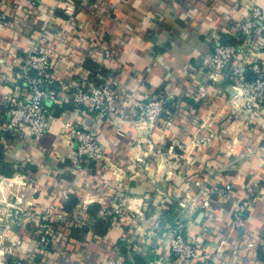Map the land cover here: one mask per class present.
Listing matches in <instances>:
<instances>
[{
    "label": "crops",
    "instance_id": "obj_1",
    "mask_svg": "<svg viewBox=\"0 0 264 264\" xmlns=\"http://www.w3.org/2000/svg\"><path fill=\"white\" fill-rule=\"evenodd\" d=\"M87 2L82 8L76 0H37L36 6L21 0L22 16L0 26V134L6 97L19 95L18 62L49 27L59 35L45 44L57 56L61 84L116 80L120 94L117 124L109 116L86 118L62 99L52 108L62 111L53 112L41 139L31 143L7 133L0 152V264L37 250L45 217L73 224L66 254H53L57 264L113 258L148 264L172 256L167 230L178 221L216 264H263L264 162L258 147L264 117L240 110L242 100L228 80L201 103L193 88L202 81V54L212 36L242 43L239 22L253 4L264 8V0ZM145 99H160L165 107L149 134L137 125ZM68 122L100 130L99 163L71 165ZM212 185L232 186L231 198L209 201ZM120 200L140 214L110 220ZM243 201L248 222L238 231L231 226L232 208ZM110 208L111 216L105 212Z\"/></svg>",
    "mask_w": 264,
    "mask_h": 264
},
{
    "label": "built area",
    "instance_id": "obj_2",
    "mask_svg": "<svg viewBox=\"0 0 264 264\" xmlns=\"http://www.w3.org/2000/svg\"><path fill=\"white\" fill-rule=\"evenodd\" d=\"M33 6L37 0H31ZM80 7L91 5L87 0H76ZM14 3V5H13ZM68 7V13H71ZM21 0L0 1V26L16 21L22 15ZM54 28L44 29L34 37L33 45L17 65L19 84L18 96L6 97L5 123L0 134L1 142H8L7 133L16 139L26 142H36L48 131L49 119L53 115V106L62 105V99H69L74 105L75 112L85 116L96 115L117 124L119 118L115 114V106L120 99L117 92V81H103L100 78H84L77 83L61 84L56 75L54 52L48 48L45 41L58 39ZM58 33V32H56ZM61 36V34H60ZM237 37L243 38L240 44H228L220 34L212 36L210 48L202 54L204 66L202 81L193 90L195 102H204L212 89L222 90L224 79L232 81L231 88L235 97H240V110L251 118L264 117V8L253 4L239 22ZM250 74L252 76L250 77ZM64 94V96H62ZM141 110L137 120L139 127L148 129V134L161 120L165 110L164 101L160 99H145L139 103ZM87 124L68 122L67 144L70 146L69 158L74 168L87 164L99 163L103 158L100 141V130L89 127ZM261 136L262 142L258 147V155L264 162V123ZM232 186L212 185L208 190L209 201L218 199L226 201L231 198ZM210 204V203H209ZM152 206H158L156 201ZM248 202H236L232 208L231 226L238 231H245L248 222ZM110 220L120 217L134 219L140 212L131 210L120 200L117 208L113 209ZM104 219H109L107 216ZM50 227L49 217H45L38 224V246L47 249L50 244L46 230ZM168 237L172 256L150 260L148 264H170L172 260L178 264H191L200 261V264H216L201 248L199 242L187 234V227L178 221L168 227ZM12 264H33L32 259L17 258ZM102 264H136L134 260L126 261L121 258L107 259ZM264 264V263H263Z\"/></svg>",
    "mask_w": 264,
    "mask_h": 264
},
{
    "label": "trees",
    "instance_id": "obj_3",
    "mask_svg": "<svg viewBox=\"0 0 264 264\" xmlns=\"http://www.w3.org/2000/svg\"><path fill=\"white\" fill-rule=\"evenodd\" d=\"M14 5V3H13ZM30 14V13H29ZM32 17V15H30ZM225 41V40H224ZM226 42V41H225ZM228 43V42H226ZM228 44H234V43H228ZM252 74H250V77ZM225 80L232 81L230 79H224ZM222 82V83H223ZM198 86L195 85L193 89H196ZM63 107V106H62ZM63 108L59 107L54 114H59L62 111ZM4 147V143L0 142V152H2ZM2 161V158L0 157V162ZM109 216L112 215L111 208L107 211H105ZM113 216V215H112ZM111 216V217H112ZM96 227V226H95ZM73 229V224H61L58 220L50 219V227L46 230L47 236L50 240V244L47 247V249H43L38 246L37 250L34 252H31L30 254L26 255V259H32L33 264H57L58 260H55L53 258V254L56 252H59L61 255L66 254V249L69 246V243L72 242L73 236L72 233H69L70 230ZM40 236H38L39 238ZM102 264V261H101Z\"/></svg>",
    "mask_w": 264,
    "mask_h": 264
}]
</instances>
